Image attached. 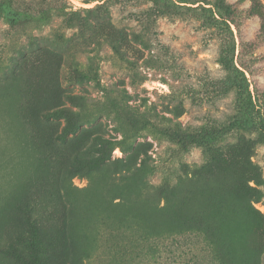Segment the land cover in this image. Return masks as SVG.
<instances>
[{
	"label": "rangeland",
	"instance_id": "374dc122",
	"mask_svg": "<svg viewBox=\"0 0 264 264\" xmlns=\"http://www.w3.org/2000/svg\"><path fill=\"white\" fill-rule=\"evenodd\" d=\"M214 1L15 0L46 20L0 18V264H264V0H226L236 9L235 61L242 48L251 71L247 109L220 88L227 38L204 8ZM70 12L79 25L66 26ZM88 54L100 86L76 78ZM174 123L191 134L186 145L160 133ZM203 126L225 135L193 142ZM122 132L127 151L110 158L146 156L152 168L137 212L151 234L105 220L130 210L108 197L73 233L62 178L95 133ZM96 175L94 185L70 179L81 205L105 186Z\"/></svg>",
	"mask_w": 264,
	"mask_h": 264
},
{
	"label": "trees",
	"instance_id": "16d2710c",
	"mask_svg": "<svg viewBox=\"0 0 264 264\" xmlns=\"http://www.w3.org/2000/svg\"><path fill=\"white\" fill-rule=\"evenodd\" d=\"M94 1L96 0H85V3ZM200 1L202 0H175L173 5L175 7H181L182 5L180 4L182 3L196 4ZM101 5L97 4L94 8L100 7ZM204 8L210 12L214 23L223 29L224 35L227 38L217 59L218 63L226 72L225 77L220 81V88L224 94L232 90L236 91L237 95L242 98V107L247 109L248 105H253V103L251 99L252 95L248 88L249 83L244 72L251 73V71L245 65L244 61H242V48L239 50L235 61L236 45L230 24H233L238 29V25L234 19L236 9L226 0H215L212 8ZM0 18L9 24H15L22 19L35 22L46 20L42 15L32 14L31 12L16 7L15 0H0ZM63 20L68 27L79 25L74 19L72 12L64 13ZM108 42L116 54L122 55L123 50L118 41L108 39ZM140 42L145 48H149L142 40ZM95 58L96 56L94 54H88L86 61L83 63V69L76 68L75 73L76 78L80 82L93 81L96 85L100 86ZM82 99L84 100V97ZM256 126L264 138V121L256 124ZM216 132H221L222 136L225 135V131L221 129L209 131V128L203 126L196 137L192 134L193 138H196L193 142L202 143L203 141L199 139L200 137H211ZM160 133L169 140L182 143L183 145L187 144V138L191 136V134L175 128V123L168 128L160 129ZM129 138L123 132L119 139L107 137L101 133H95L93 135V142L84 148L81 153L75 155L73 162L70 163L66 170L68 176L62 178L61 190L68 209V226L73 233L78 229H86L87 224L91 221L92 215L97 216V214L105 211L99 209L98 199L108 197V202L112 203L113 206H127L130 210L127 213L109 211L104 215L105 220L120 228L136 230L144 237H148L151 234L146 224L148 220L144 219L140 214H137L138 207L142 208L145 205L142 192L148 188V177L152 173V168L146 156H143L136 164H129L123 157L110 158L111 151L117 146L122 148L123 153L127 151L123 145ZM96 174L106 175L107 181H105V186L101 185L100 190L94 194H85L83 198L84 203L81 205V202L77 200L73 192L70 179L73 176L79 175L86 178L89 185L90 183L94 185L98 178ZM88 184L87 186L89 187ZM87 186L81 191L88 190Z\"/></svg>",
	"mask_w": 264,
	"mask_h": 264
}]
</instances>
